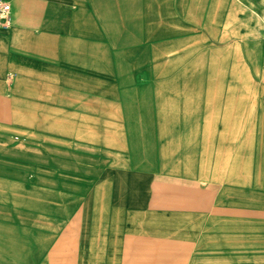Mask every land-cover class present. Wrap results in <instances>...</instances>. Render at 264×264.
Segmentation results:
<instances>
[{
    "label": "crops",
    "instance_id": "1",
    "mask_svg": "<svg viewBox=\"0 0 264 264\" xmlns=\"http://www.w3.org/2000/svg\"><path fill=\"white\" fill-rule=\"evenodd\" d=\"M0 1V264H264V0Z\"/></svg>",
    "mask_w": 264,
    "mask_h": 264
},
{
    "label": "rangeland",
    "instance_id": "2",
    "mask_svg": "<svg viewBox=\"0 0 264 264\" xmlns=\"http://www.w3.org/2000/svg\"><path fill=\"white\" fill-rule=\"evenodd\" d=\"M258 6H262V7L261 8H258ZM251 8H252V14L262 13L263 12V9H264V4H254V5L252 4V7ZM129 16H130L129 14L126 15V17H129ZM252 17H253V15H252ZM252 17H251V19H252ZM130 19L132 21L134 20L132 18H130ZM250 22H251V20H250ZM252 30L255 31V36H258L259 39H261L262 42L264 43V20L261 21V22H259L257 26H255V27L252 28ZM185 63H189V61H185ZM245 63H246V66H249V68H250L249 71H250V74L252 75V80L253 81H264V71L261 74L260 73L258 74L251 67L252 65L249 63V60L247 58H245ZM224 64H225V62H224ZM224 64H222V65H224ZM238 73H239L238 75L237 74L234 75L233 80L234 81H243V73L242 72H238ZM224 77H225L226 80L227 79H229V80L232 79V77L230 76V74H229V77H228L227 74L225 73L224 74ZM219 91H220L219 92L220 93L219 95H221V93L224 92V91H225V93L232 92L233 91L234 92L233 95L235 96V98H242L243 97L242 89L237 88V87L229 88V89H225V90H219ZM249 91H250L251 95H253L256 90L251 89ZM247 92H248V90H246V94L244 96H247ZM242 127H243V129H246V128L248 129L249 122H244ZM238 128H240V126H237L236 129H238ZM239 139H244V138H242V137H236V140L237 141ZM256 139L258 140V138H256Z\"/></svg>",
    "mask_w": 264,
    "mask_h": 264
},
{
    "label": "built area",
    "instance_id": "3",
    "mask_svg": "<svg viewBox=\"0 0 264 264\" xmlns=\"http://www.w3.org/2000/svg\"><path fill=\"white\" fill-rule=\"evenodd\" d=\"M12 6L7 1H0V28L7 27L11 21Z\"/></svg>",
    "mask_w": 264,
    "mask_h": 264
},
{
    "label": "bare ground",
    "instance_id": "4",
    "mask_svg": "<svg viewBox=\"0 0 264 264\" xmlns=\"http://www.w3.org/2000/svg\"><path fill=\"white\" fill-rule=\"evenodd\" d=\"M12 26V25H11Z\"/></svg>",
    "mask_w": 264,
    "mask_h": 264
}]
</instances>
